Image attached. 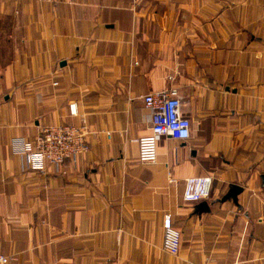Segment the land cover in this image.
Returning <instances> with one entry per match:
<instances>
[{
  "label": "crops",
  "instance_id": "1",
  "mask_svg": "<svg viewBox=\"0 0 264 264\" xmlns=\"http://www.w3.org/2000/svg\"><path fill=\"white\" fill-rule=\"evenodd\" d=\"M164 90L191 135L141 164L142 98ZM60 125L84 126L88 152L28 169L13 143ZM191 177L211 179L207 200L183 202ZM0 256L264 264V0H0Z\"/></svg>",
  "mask_w": 264,
  "mask_h": 264
},
{
  "label": "built area",
  "instance_id": "2",
  "mask_svg": "<svg viewBox=\"0 0 264 264\" xmlns=\"http://www.w3.org/2000/svg\"><path fill=\"white\" fill-rule=\"evenodd\" d=\"M145 108L151 111L149 134L140 138L138 161L141 164H154L157 160V142L167 137L186 141L191 135V123L181 115V102L173 90L150 93L142 98ZM70 115H76L75 105H69ZM83 121V120H82ZM14 151L23 155L25 164L31 170H43L48 163L55 168L64 162H74L88 152L85 127L73 125L50 126L41 129L31 142L15 141ZM211 190L209 177H191L185 180L182 200L184 203H199L207 200ZM164 252L176 256L179 253L181 236L171 222L169 215L163 219ZM13 257L0 256V264L14 262Z\"/></svg>",
  "mask_w": 264,
  "mask_h": 264
},
{
  "label": "water",
  "instance_id": "3",
  "mask_svg": "<svg viewBox=\"0 0 264 264\" xmlns=\"http://www.w3.org/2000/svg\"><path fill=\"white\" fill-rule=\"evenodd\" d=\"M241 191L240 188L236 187V186H232L230 188L229 193L222 199V201H225L227 199H232L233 201H235V198L237 196V194ZM205 205V204H203ZM202 207V206H201Z\"/></svg>",
  "mask_w": 264,
  "mask_h": 264
}]
</instances>
